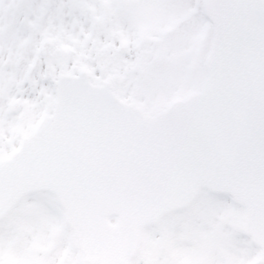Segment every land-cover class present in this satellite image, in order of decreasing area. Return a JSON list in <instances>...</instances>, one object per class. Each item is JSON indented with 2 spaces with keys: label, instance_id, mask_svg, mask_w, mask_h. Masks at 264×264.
<instances>
[{
  "label": "snow or ice",
  "instance_id": "snow-or-ice-1",
  "mask_svg": "<svg viewBox=\"0 0 264 264\" xmlns=\"http://www.w3.org/2000/svg\"><path fill=\"white\" fill-rule=\"evenodd\" d=\"M0 264H264V0H0Z\"/></svg>",
  "mask_w": 264,
  "mask_h": 264
}]
</instances>
